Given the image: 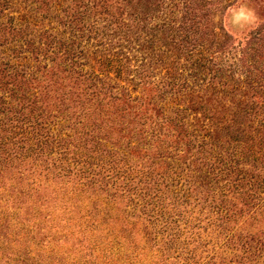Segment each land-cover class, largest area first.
Segmentation results:
<instances>
[{
    "label": "rangeland",
    "instance_id": "rangeland-1",
    "mask_svg": "<svg viewBox=\"0 0 264 264\" xmlns=\"http://www.w3.org/2000/svg\"><path fill=\"white\" fill-rule=\"evenodd\" d=\"M0 264H264V0H0Z\"/></svg>",
    "mask_w": 264,
    "mask_h": 264
}]
</instances>
